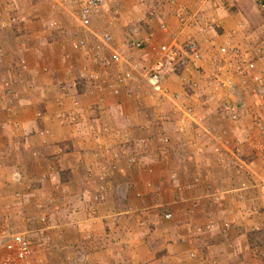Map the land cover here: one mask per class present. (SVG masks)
<instances>
[{"label":"crops","instance_id":"crops-1","mask_svg":"<svg viewBox=\"0 0 264 264\" xmlns=\"http://www.w3.org/2000/svg\"><path fill=\"white\" fill-rule=\"evenodd\" d=\"M61 1L0 0V241L9 233L31 238L67 226L68 244L58 252H68V264L77 255L79 264H264V110L245 104L240 80L214 61L249 17L246 0H111L92 13L88 27L73 21L75 8ZM88 31V46L75 49L73 36ZM105 35L112 40L105 43ZM148 37L149 47L128 49L132 40ZM191 38L206 58L185 59L177 73L167 72L166 93H155L145 72L156 63L158 46ZM121 47L124 56L114 61ZM116 86L121 93L113 92ZM222 99L240 105L239 121L221 112ZM159 137L170 141L152 163L150 157L124 168L115 153L106 155L111 142ZM110 163L111 189L91 211L88 171L108 172ZM44 171L48 181L41 179ZM129 173L135 178L126 184L146 192V181H210V187L222 185L224 195L219 200L220 192L203 186L194 207L187 206L190 213L176 212L177 224L168 223L170 232L156 242L146 224L154 218L146 195L138 209L119 197L120 179ZM26 185L33 190L20 197ZM57 187L68 192L59 212L44 215L49 206L31 211L43 192ZM86 232L94 240H85Z\"/></svg>","mask_w":264,"mask_h":264},{"label":"rangeland","instance_id":"rangeland-1","mask_svg":"<svg viewBox=\"0 0 264 264\" xmlns=\"http://www.w3.org/2000/svg\"><path fill=\"white\" fill-rule=\"evenodd\" d=\"M262 2H264V0H246V7L242 6V7H244V10L247 9L248 11H250L249 12L250 14H249V17L242 18V21H240V23L238 25L239 35L235 39L236 43H239V44H247V43L257 44L259 42L264 41V10L261 8ZM236 3H238V2L236 1ZM225 4H227V2ZM72 11H73V16L71 19L73 20V18H74L73 21H76V19H77L76 18V15H77L76 9L72 10ZM67 21H68V19H67ZM67 24H68V22H67ZM55 27L60 28V23L57 22V25ZM89 34H91V33L88 31V35L87 34L83 35V36L74 35L73 37L76 36V38H74V40H76V42L84 40L86 45L88 46V44H89L88 38H89V36L92 35V34L91 35H89ZM82 37H84V38H82ZM122 49L119 52L122 56H124L123 51H125V47ZM128 49L133 50V48L129 47V46H128ZM214 61H216L219 66L220 65L224 66L223 62L220 63L219 60L217 59V55H215ZM150 70H151V68L145 72L146 79H147V75L150 72ZM119 73H122V72H119ZM122 74H118V75L115 74L111 77L112 78H116V77L119 78L118 76H122ZM126 83H127V80H125L122 87H126ZM122 87L121 88L117 87L119 89V93H121L120 90H122ZM236 88L237 87L235 86L234 89L236 90ZM242 88H243V90L240 88L242 93L238 97L242 101H244L245 104L248 102L249 103L252 102V104L256 108L264 110V85L262 87L253 86L250 88L247 87V89H245V87H242ZM254 106H253V109L255 108ZM115 130H117V129H114V131H113L114 134H115ZM105 132H106V135L112 134V132L110 133L109 130L108 131L105 130ZM118 136H120V131L118 132V135L116 136L117 140L119 139ZM120 140L122 142L119 143L117 141L118 142L117 145L114 144L113 142L109 143L110 146H113L114 149L112 147H110V150H109L108 149L109 147L107 146L106 147V155L110 152L115 153L114 155L115 156L117 155L118 160H120V162H121V166L124 168H129V167L133 168L140 161L143 163L147 162V159L150 157L152 159L151 163L154 162L155 160H157V157H158L157 155H155L156 152H159L161 150V148L165 146V144L168 145L169 141H170L167 137H165V138L159 137V138H153V139L141 138L139 142H136L134 140H128V139L127 140L120 139ZM109 165H110V169L108 170V172L106 170H102L99 173L94 172V171L91 172L90 170L88 171V173L91 177V183L94 185L93 202H92L94 204H93V207L91 208V211L94 210L93 208L95 207L94 205L96 203L98 204L99 202L100 203L105 202V200L107 198V193L111 189L110 188V181H112V178H113L111 176L112 175V163H110ZM51 168L56 170L55 165H53ZM51 168H50V170H51ZM149 168H151V173H152L151 177H155L154 175H155V173H157V171L159 169L156 166L149 167ZM65 172L67 174H65V176H64ZM135 174L136 173H129L125 176H122V178L120 179L121 180L120 183L122 181L123 182L121 183V187H120V191H119V197H120L121 201L123 200L125 202H131V203H133L134 207L137 208V206H138L137 201L141 202L142 199L144 198V195H146V197L148 198V203H149V205H147V203H146V205L149 207V209L152 210L153 215H154L152 222L149 220L146 222V224L148 227L152 228L157 233L155 236L156 242H159L157 240L161 236H158V235H161L162 232H164V233L166 231L170 232V228L168 226H166L168 223H172V226L177 224L178 221L175 218L176 212L179 214H183L180 212H182V211L186 212L187 206L194 207L193 199L194 198L198 199L199 194L203 193V191H202L203 186L205 187V190L213 191L211 193H217V191H218V193L220 192L219 195L216 196V198L218 197L219 200H220L221 196L224 195V189H223L222 185H220L219 187L216 185H214V187H210V185H208L210 181H146V182H149L148 188L150 190V191L146 192V191H142L143 189H141V187H137V186L135 187L133 184H128V185L126 184V181H134ZM48 175H50V174L46 173V171H44L42 174H40L41 179H44L45 181L49 177ZM117 175H116V177H117ZM172 178H176V175H173ZM63 179L68 180V170H65L63 172ZM20 182H22V181H20ZM96 183L99 185V189H97V190H96V186H95ZM263 185H264V182H263ZM41 188H43V187H41ZM31 190H33V187L30 185H26L25 188L23 187V189L20 192H18V194H20V197H22L28 191H31ZM44 191H45V188H44ZM208 191H205V192H208ZM39 201L40 202H38V203L35 201V203L33 205L34 208L37 207L38 209H42V210H48L49 207L52 208V210L44 212V215H47L48 213H52V212H54V213L59 212L61 210V207L65 206L68 203V192L64 187H57V189L54 191L51 189L50 192L49 191L43 192V194L39 198ZM174 201L179 205L174 203ZM129 207H130V210L134 209L133 206L129 205ZM30 208H31V211H35V213H39V211H37V208L36 209H33V207H30ZM66 210H68V207ZM187 212L190 213V208L188 209ZM168 214L171 215L170 218H166V215H168ZM127 217L129 219H131L130 218L131 216H129V215H127ZM49 218L51 219L50 214H49ZM134 218H136V217H134ZM146 220L147 219H145L144 221H146ZM178 220H179V218H178ZM141 221L143 223L142 219H141ZM40 222L42 224H45L47 222L52 223L53 220L48 219V221H46L45 219L44 220L40 219ZM139 224H141V223H139ZM33 227H35V226H33ZM65 228L66 229L59 230L58 232H54V230H53L54 228H52L48 231L47 234H38L39 236L35 235V237L30 235L31 239L33 240V246L35 249V256H34L35 260L34 261L36 264H52V262L55 261V259H57L56 263H55V264H57L61 258H64L63 262H65V263H63V264H68V252H66V251L64 253L58 252V249H59L61 244H64V243L68 244V242L63 241L64 237H66L68 239V236H67L68 235V227L65 226ZM13 234H15V233H9V234H7V236L10 237ZM26 235H28V234H26ZM89 235H92V236H89ZM84 238H85V240L88 239L89 241H92V240H94V234H92V232H88V233L86 232V235L84 236ZM85 240H84V242H86ZM38 245H39V248H37ZM35 246H36V248H35ZM45 248H47V253H44L43 251H38V250H44ZM176 256H178V255L175 254V256H172V257L175 258ZM79 257H80V255H77V256H74V258H76V259L72 258L73 260H77V261H73V262H75V264H79L82 262ZM172 261H174V259H171V264H173ZM0 264H1V257H0Z\"/></svg>","mask_w":264,"mask_h":264},{"label":"built area","instance_id":"built-area-1","mask_svg":"<svg viewBox=\"0 0 264 264\" xmlns=\"http://www.w3.org/2000/svg\"><path fill=\"white\" fill-rule=\"evenodd\" d=\"M111 0H62L61 5L65 6L70 3L76 9V18L82 27H88L92 17V13L99 8H104L109 5ZM261 8L264 10V2L261 3ZM57 25V22L54 23ZM161 30L169 33L170 30L167 25H162ZM102 40L108 43L112 40L110 35H105ZM152 44L150 37L144 40H132L128 43L129 47L137 50H143ZM87 47L84 40L74 43V48L81 50ZM157 61L151 67L147 75V80L155 93H166L164 88V79L169 72L170 74L177 73L179 65L185 59L191 61H201L205 59L199 42L193 38L184 43L173 42L163 43L157 49ZM217 59L223 62L227 71L236 76L243 87L264 85V42L252 46L237 44L236 42L227 41L221 45L217 50ZM122 55L119 51L113 55L114 61H120ZM94 79L95 75L92 74ZM119 81H122L119 78ZM115 94L119 93V89H113ZM178 96L174 95V99ZM240 105L234 101L222 99L221 112L225 117L232 122H237L241 119ZM191 113V110L189 111ZM264 192V185H263ZM171 215H166L170 218ZM0 257L1 264H36L34 258L33 240L25 233H15L6 236L0 241Z\"/></svg>","mask_w":264,"mask_h":264}]
</instances>
